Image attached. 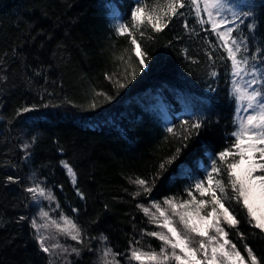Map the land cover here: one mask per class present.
<instances>
[{"label": "trees", "instance_id": "16d2710c", "mask_svg": "<svg viewBox=\"0 0 264 264\" xmlns=\"http://www.w3.org/2000/svg\"><path fill=\"white\" fill-rule=\"evenodd\" d=\"M239 2L254 4L257 15L264 11V0ZM165 3L152 0L153 5ZM111 4L130 21L135 0H0V264L51 261L39 250L30 226L34 210L25 188L32 181L49 188L59 212L82 230L80 255H70L63 264H102L105 247L118 254L121 264H140L128 259L131 244L139 241L157 250L159 245L144 235L148 221L137 204L186 199L197 160L210 167L234 139L231 62L215 34L204 30L209 26L202 28L187 7L162 32L145 21L140 28L145 35L137 32L136 38L148 54V66L137 68L135 79L128 68L131 83L117 90L105 74L124 82L127 65L119 57L131 56L133 67L138 60L127 34L115 32ZM258 33L249 44L250 55L264 37V21ZM159 89L177 109L187 110L171 127L186 119L204 122L199 135L184 142L186 147L166 131ZM100 91L112 96L111 102L95 95ZM33 106L35 111L22 112ZM61 161L76 173L75 185ZM9 176L18 182L8 181ZM137 177L150 186L155 180L151 193L132 195L140 190L130 182ZM232 209L240 223L225 227L229 240L242 255L250 247L258 264H264V233L252 227L235 201ZM20 216L28 219L20 221Z\"/></svg>", "mask_w": 264, "mask_h": 264}, {"label": "snow or ice", "instance_id": "6c2138e0", "mask_svg": "<svg viewBox=\"0 0 264 264\" xmlns=\"http://www.w3.org/2000/svg\"><path fill=\"white\" fill-rule=\"evenodd\" d=\"M202 3L203 6L201 0H166L161 6L153 5L152 0H135L130 21L122 22L115 28L117 35L127 34L130 38L131 51L138 60V64L133 67L131 56L127 60L123 56L119 57L122 63L127 65L124 69V82L115 80V74H105V78L112 82L117 90L131 83L128 79V68H131V79H135L137 68L143 70L148 66V54L136 38L137 32L141 37L145 35L146 29L140 31L141 25L147 21L154 32H162L174 17L183 15L180 10L186 7L195 12L196 22L202 28L205 25L209 26L204 28L205 31L215 34L219 48L226 53V59L231 62V75L236 78L232 81L230 93L234 97L238 117L234 121L236 128L230 133L234 139L229 142L228 147L213 157L210 171L205 169L204 177L196 179L194 184L188 186L187 199L166 197L163 200L166 207H162L161 203L156 201L151 203V208L137 204L144 215L149 217L150 223L161 229L146 231L144 235L162 242L158 251L155 249L144 251L136 246L139 245V241L132 243L128 259L138 261L140 264H144V261L150 264H169L170 261H175V264H246L245 257L241 255L236 245L227 239L229 233L222 226L223 224L236 228L240 223L234 214L235 209L230 210L232 201L246 210L248 222L252 227L264 233V37L251 55L249 54V44L259 34L261 21H264V11L257 15L254 4L229 3V0H202ZM109 7L113 16L118 18L119 9L116 5L111 4ZM184 27L188 28V24ZM234 32L237 33L236 36L233 35ZM245 32L250 35H243ZM209 58H212L211 54ZM211 75L215 77L217 73L213 71ZM248 76H251V79L246 80L245 85L241 86L240 80ZM95 95L103 97L107 102L113 99L103 91L96 92ZM43 107L46 108L48 105L45 104ZM96 107V103L93 102L91 108ZM35 110L36 106L24 107L22 112L29 113ZM241 111L248 114L242 116ZM203 123L200 119L195 121L186 119L177 128L167 127L166 131L184 143L199 135ZM35 139L34 137L33 143ZM184 146L187 144L184 143ZM29 147L30 144L24 145L25 149ZM180 150L178 147L176 153L179 154ZM175 158L173 156L166 163H171ZM61 164L75 185L76 173L73 168L65 161H61ZM164 168L165 164L161 163L160 169ZM7 179L13 183L18 182V179L12 176ZM130 182L140 189L132 194L134 197L140 196L142 192L151 193L155 185L154 179L150 186L148 180L139 177ZM25 191L31 194L33 200L37 197L50 202L55 200L51 191H47L39 184L26 187ZM77 194L83 198L82 193ZM225 203H228L229 207H225ZM209 208L210 211L207 210ZM151 209H155V212ZM40 218L42 221H49V213L41 210ZM27 219L25 216L19 217L20 221ZM60 219L64 227L57 225L59 232L82 244V230L79 225L63 213L60 214ZM30 226L34 229V239L40 251L49 256L53 255L54 249L69 253V249L62 244L46 243L51 237L44 235L42 229H46L48 223H37L32 219ZM100 239L106 241L107 237L101 234ZM246 248L250 264H258L253 250L247 246ZM71 252L80 255V251L75 247L71 248ZM117 255L111 247H105L101 257L102 264H121L116 259ZM49 264L52 262L49 261Z\"/></svg>", "mask_w": 264, "mask_h": 264}, {"label": "rangeland", "instance_id": "374dc122", "mask_svg": "<svg viewBox=\"0 0 264 264\" xmlns=\"http://www.w3.org/2000/svg\"><path fill=\"white\" fill-rule=\"evenodd\" d=\"M201 2H202V0H201ZM231 3H234V2H231ZM202 5H203V3H202ZM112 22L114 24H116V26H118L120 23H122L121 16L119 15L118 18L112 16ZM233 79H236V78L233 77ZM250 79H251V76H248V78H244V79L240 80L241 86H244L245 85V81L246 80H250ZM232 87H233V85H232ZM163 106H165V105H163ZM247 114L248 113L241 111V115L242 116H246ZM199 168L201 169V172H202L203 176L201 175L199 177H196L195 175H193L194 178H192V181L190 182L189 185L194 184V182H195L196 179L203 178L204 175H205V169L208 170L207 167L204 168L201 165H199ZM36 184H39L41 187H44L47 191H50L49 188L45 187L43 183H40L38 181L37 182L32 181L29 186H35ZM195 194L197 196L199 195L198 193H195ZM187 198L188 197H186V199ZM207 198L208 197H204V199H207ZM160 203H161L162 207H166L165 205H163V201L160 202ZM31 206H32V209L34 210L33 219H35L37 221V223H48V227L46 229H42V232H43L44 235L51 237V239L47 240L46 243L48 245H55L56 243H59V244H62L66 248L69 249V253H62L60 251V249H54L53 255H51V256L48 255L49 258H50V260H51V262H52V264H63L65 262H68L70 255L75 254V253H72L71 252V248L75 247V248L78 249L77 242L71 240L70 238H68L67 236H65L64 234H62V233L59 232V230L57 228V225H59L60 227H64V223L60 219V214L61 213L59 212L58 207L56 206L55 200L52 201V202H50V201H48L46 199H42V198L37 197L35 200H33V199L31 200ZM148 207L151 208V206H148ZM41 210L46 211V212L49 213V217H50V220L49 221H42L41 220V218H40V212H41ZM207 210L210 211V208L207 209ZM151 211L155 212V209H151ZM64 215H66V214H64ZM66 216H68V215H66ZM51 221H55L56 223L53 224V223H51ZM147 221H148V227H149L148 231H161V229L157 228L154 224L150 223L149 217H147ZM222 226L225 228L227 225H223L222 224ZM225 230H226V228H225ZM164 231H166V230H164ZM210 234H212V233H210ZM152 238L155 239V240H157L154 237H152ZM227 239H229V238L227 237ZM157 241H158V245L160 247L161 244H162V242L159 241V240H157ZM136 246L140 247L144 251H151L153 249H155L156 251H158L152 245L147 246L145 244H139V245H136ZM241 255H242V253H241ZM242 256L245 257L246 264H250V261L248 259L247 253L245 255H242ZM134 262L135 263H140L138 261H134ZM144 264H150V262L144 261ZM169 264H175V261H170Z\"/></svg>", "mask_w": 264, "mask_h": 264}]
</instances>
